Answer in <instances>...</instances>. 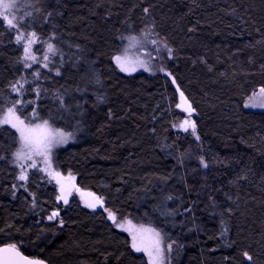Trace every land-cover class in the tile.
Masks as SVG:
<instances>
[{
  "label": "trees",
  "instance_id": "trees-1",
  "mask_svg": "<svg viewBox=\"0 0 264 264\" xmlns=\"http://www.w3.org/2000/svg\"><path fill=\"white\" fill-rule=\"evenodd\" d=\"M39 3L27 25L54 44L53 64L25 72L0 20V119L14 108L74 133L57 168L104 208L73 200L47 221L56 189L36 171L18 182L16 133L0 124V247L48 264H147L111 212L175 243L177 264H264V111L244 109L264 88V0ZM147 23L173 52L169 75L125 76L113 57ZM181 93L195 135L174 130L189 115Z\"/></svg>",
  "mask_w": 264,
  "mask_h": 264
},
{
  "label": "rangeland",
  "instance_id": "rangeland-1",
  "mask_svg": "<svg viewBox=\"0 0 264 264\" xmlns=\"http://www.w3.org/2000/svg\"><path fill=\"white\" fill-rule=\"evenodd\" d=\"M39 1L40 0H15L17 7L14 10H10L9 15L10 18L11 17L15 18L14 22L16 20H22V23L19 25L18 29L11 28L8 25L7 21L0 19L4 23L5 27L8 28L14 35L16 45L20 48L22 53V63L25 72H29L32 71L33 69H36V72L33 74L34 79H37L40 76L38 70L50 71L51 66L53 64V55H54L53 48L52 51H50L48 48L49 44H51L52 46H54V44H52L50 41L48 42L46 41L47 44L41 42L38 35H36L35 37H31L30 34L33 31L30 30L29 26L27 25L29 21H38V19H41L40 11H39V5H40ZM35 5L38 7V9ZM18 31L24 33V37L21 39L19 43H17ZM29 39H32L33 42L29 45V53L27 55L35 56L36 57L35 61H33L30 58L27 60L24 59L26 55V53L24 52V47L28 43ZM45 56L48 57L47 60L44 59ZM116 56H120L122 58V63L128 68V71L120 70V67L118 66L117 62L114 59ZM172 60H173V52L171 48L155 34L152 26L147 23L137 33H132L127 36V38L123 41L119 49V52L116 53L115 56L113 57V64L115 68L125 76H134L138 73H144L147 75L163 74L165 76H168L169 73L166 71L165 63ZM25 64H28L30 66L25 67ZM21 84H23L22 88L20 87ZM24 86H25V82L21 81L19 84L15 86V88L17 89L15 90V92L21 94ZM261 103H264V95H261L260 89H258L255 92H253L249 97L246 98L244 102V109L251 112H263L264 107L260 106ZM245 105H249V106L246 107ZM15 116H18L20 120L24 122L23 125H19L20 127H25L28 125L35 126L38 124L42 125L44 123L38 121V119L35 117L33 113L31 116L27 117V116H23L21 111L18 110L15 111ZM184 120H189L191 122H194V119L191 115H188ZM183 121L174 127L175 131L187 132L184 131L182 127H180ZM1 126L7 127L16 133L17 149L12 157V164L15 166L17 170L18 182L20 184L25 183L27 180V179L26 180L19 179L20 174L22 172L28 178L30 172L36 171L41 174V176L43 177L44 181L47 184L55 187L57 192V198L61 196L62 194L61 189L63 187L64 195L66 196L68 203L65 204L63 199H57L58 203L61 205V208L55 209L51 213L52 216L54 212L58 213L57 216H54V218L56 217L55 219H58L60 213L73 200H77L83 207L92 210V208L88 207L87 205L96 202V197L91 193L81 190L78 191L75 190L71 192L69 189L71 188V186H73L76 183V178L70 173L68 174L61 173L58 170L56 164V156L58 152L64 149L65 147H67L68 145L72 144L73 142H75L76 137L74 133H72L68 137L66 143L60 144L52 148L51 153L49 154L48 162L46 163L45 158L43 156H37L34 154L32 155L31 159L25 157L23 159L18 160L16 157V153L22 148L20 133L16 130V128H13L10 124H1ZM49 126L51 128H54L51 125ZM188 131L192 132V128L190 126H188ZM33 162H35L36 165L35 167L31 166ZM41 169H43V171H41ZM99 199L103 201V199L101 198ZM51 215L49 217H51ZM49 217L47 218V221H53V218L49 219ZM108 219L111 221L113 226L118 231L125 233L129 237L131 242V247L133 242L132 241L133 234L137 236V243H141L143 241L145 245L149 244L151 240L155 239L153 233L151 232L137 231L143 228V229H152L155 232H157L150 225L143 224L131 219L118 220L115 218V221H113L112 219L109 218V216ZM118 225H123V228L119 227ZM124 229H129V230L125 231ZM160 241H161L162 252L159 257H156L155 253H153L152 257H150L148 252L145 251L137 252L133 249V247L132 250L134 251V253L141 256L147 264H149L150 258H157L159 260V264H177L179 259L178 246H176L175 243L166 240L161 234H160ZM169 244H171V250H168L167 246ZM15 245L19 247L17 244ZM149 251H151L150 248Z\"/></svg>",
  "mask_w": 264,
  "mask_h": 264
},
{
  "label": "snow or ice",
  "instance_id": "snow-or-ice-1",
  "mask_svg": "<svg viewBox=\"0 0 264 264\" xmlns=\"http://www.w3.org/2000/svg\"><path fill=\"white\" fill-rule=\"evenodd\" d=\"M17 7L15 0H0V19H3L4 21L8 22V25L11 28H19V25L22 23V20H16L14 22V17L10 18V10H14ZM147 11V10H146ZM31 37H35L36 33L32 32ZM24 37V33L18 31L17 34V43L21 41V39ZM33 42L32 39L28 40V43L24 47V52L26 53L24 59H32L35 61V56H29L27 55L29 53V45ZM52 45L49 44L48 48L50 51H52ZM45 60L48 59L47 56L44 57ZM115 61L117 62L118 66L120 67L121 71H128V68L122 63V58L120 56H116ZM30 65L25 64V67H29ZM46 66V65H45ZM134 70V69H133ZM147 70V69H146ZM38 75V74H37ZM57 75H59V72H57ZM175 82V81H173ZM20 87H23V84L20 85ZM13 90H17L15 86H13ZM260 94L264 95V88L260 89ZM181 97H183V93H181ZM62 103V101H61ZM248 107L249 105H245ZM261 107H264V103H261ZM189 112V115H191V106L189 105L186 109ZM23 121L20 120L18 116H15V109L9 108L7 110V115H5L2 119H0V124H10L13 128H16V130L20 133V140L22 144L21 150L17 151L16 157L17 159H23L28 158L31 159L32 155L37 156H43L45 158V162H48L49 154L51 153V150L53 147H56L60 144L66 143L68 140V137L71 135V133H64L63 131H60L59 129L51 128L48 124V121H44L42 125H28L25 127H20L19 125H23ZM188 126L192 128V134L195 135V123L191 122L189 120H184L183 123L180 125V127L183 128L184 131H188ZM197 139L199 137L197 136ZM27 150V151H25ZM201 163L204 165V167H207V164L204 163L203 160H201ZM32 167H35V162L31 165ZM43 171V169H41ZM19 179L26 180L27 176L22 172L20 174ZM59 182V181H58ZM61 196L57 199H63L64 203L67 204V198L64 195V189L62 187L61 189ZM99 200V198H96ZM88 207H94L93 204H88ZM58 215L57 212L53 213L52 217H49V219H52L54 216ZM109 218L115 221V216L110 212ZM62 223V221H61ZM130 223V222H129ZM119 227L123 228V225H118ZM125 231H128L129 229H124ZM137 231L140 232H151L153 233L155 239L151 240V242L147 245L143 243H137V236L135 234L132 235V247L135 251H145L148 252L149 256L152 257L153 253H155L156 257H159L162 248H161V241H160V234L159 232H155L152 229H139ZM168 250H171V244L168 246ZM149 248L151 251H149ZM0 253H12L15 255V257H18L20 261H23V264H43L40 260H31L28 258H25L20 255V253L16 250L15 244L7 245L4 248H0ZM244 255L247 257L248 260H251V256H248L247 253H244ZM0 264H18L17 260L13 259L11 256L5 257L2 260H0ZM149 264H159V260L157 258H150Z\"/></svg>",
  "mask_w": 264,
  "mask_h": 264
},
{
  "label": "water",
  "instance_id": "water-1",
  "mask_svg": "<svg viewBox=\"0 0 264 264\" xmlns=\"http://www.w3.org/2000/svg\"><path fill=\"white\" fill-rule=\"evenodd\" d=\"M181 103H182V107H181L182 110L185 113L189 114V112L186 109L188 108V106L190 104L183 97H181ZM191 109H192L191 114H193L194 113L193 108L191 107ZM69 190L71 192H73L75 190H78V186L76 184H74L73 186H71V188ZM93 204L95 205L94 207H91L93 211H99V210H102L104 208V202L101 201L100 199L99 200L96 199V202H93ZM6 246L7 245H4V246H1L0 248H4ZM16 250L20 253L21 256H23L25 258H28V259H31V260H40V259H37V258H34V257L26 256L18 247H16ZM8 256H11L13 259L17 260L18 264H23V261H20L19 258L18 257H15V255L12 254V253H0V260H2L5 257H8ZM40 261H42L43 264H48L47 262H45L43 260H40Z\"/></svg>",
  "mask_w": 264,
  "mask_h": 264
}]
</instances>
